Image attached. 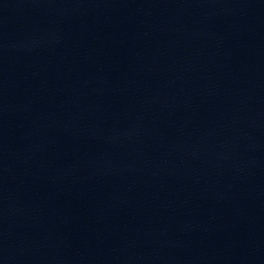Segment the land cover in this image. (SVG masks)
<instances>
[{"label":"water","instance_id":"water-1","mask_svg":"<svg viewBox=\"0 0 264 264\" xmlns=\"http://www.w3.org/2000/svg\"><path fill=\"white\" fill-rule=\"evenodd\" d=\"M0 264H264V0H0Z\"/></svg>","mask_w":264,"mask_h":264}]
</instances>
